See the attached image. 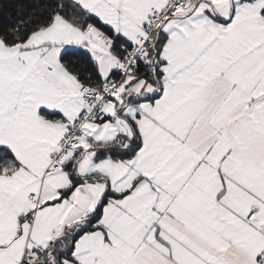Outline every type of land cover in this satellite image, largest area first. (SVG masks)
<instances>
[{"label":"snow or ice","instance_id":"1","mask_svg":"<svg viewBox=\"0 0 264 264\" xmlns=\"http://www.w3.org/2000/svg\"><path fill=\"white\" fill-rule=\"evenodd\" d=\"M0 264H264V0H0Z\"/></svg>","mask_w":264,"mask_h":264}]
</instances>
